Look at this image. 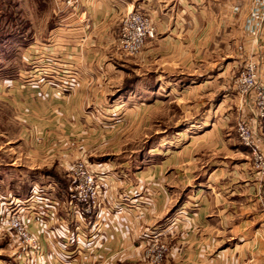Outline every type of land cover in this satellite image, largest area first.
Segmentation results:
<instances>
[{"label":"rangeland","instance_id":"rangeland-1","mask_svg":"<svg viewBox=\"0 0 264 264\" xmlns=\"http://www.w3.org/2000/svg\"><path fill=\"white\" fill-rule=\"evenodd\" d=\"M75 5L74 0H0V264L25 261L24 247L2 226L10 203L15 199L23 202L33 188L49 185L54 186L56 196L63 194L64 189L70 187L69 169L79 162L96 171L125 176L123 188L129 202L149 189L148 185L168 194L166 187L170 183L164 178L147 176L144 190V180L133 174L155 166L163 154L160 151L179 153L168 171L187 169L197 175L206 170L209 161H224L225 171L240 170L243 166L248 172H254L257 182L264 179V162L261 165L255 161L251 151L239 142L235 130L241 122L256 134L261 132V122L254 115V93L241 94L234 83L249 62L256 64L259 75L257 62L252 58L254 56L248 55V50L243 52L241 48L237 53L240 59L227 69L231 81L226 77L225 81L215 79L206 86L200 81L190 87L178 85L175 87L178 93L155 100L141 94L142 88L136 87L141 73L136 63L143 48L139 53L129 55L117 47L122 20L135 11L116 15L112 20H100L102 23L90 35L83 30L86 20L75 17L72 12ZM145 16L153 25L149 16ZM87 57L99 66L102 65L99 62L114 58L131 63L122 67L125 69L123 85L112 95L80 100L81 130H73L70 123L77 121L76 115L65 119L55 109L59 104L53 100L66 103L78 91L81 85L77 82L73 89L59 95L57 87L61 81L69 80L68 76H74L73 72L78 80L76 64L83 63ZM197 64L194 65V76L208 79L212 67ZM93 69L96 72L98 67ZM259 77L264 82V78ZM69 83L72 84L70 80ZM45 85L54 87L55 92L42 91ZM123 87H134V94H123ZM235 98L238 99L237 106ZM47 120L52 121L53 126H49ZM207 124L212 127L210 133L202 130ZM203 134L208 137L198 138ZM234 148L249 156L239 157L234 154ZM141 155L146 158L142 160ZM262 155L264 157V151ZM234 163L237 167H233ZM175 181L181 196L178 195L175 209L169 210L161 222L150 225L154 208L144 200L138 202L144 214L138 236H144L142 239L146 243L136 249L128 264H185L181 254L183 245L177 246L174 241L176 236L189 233V228H183V220L195 217L199 200L195 196L186 200L185 195L200 186L202 180L194 178L193 184L185 179ZM255 212L259 219H264V204ZM192 224V233L201 234ZM138 225L136 219L130 220L131 237ZM259 228L258 234L264 235V227ZM251 229L240 228L242 234L247 235L253 234ZM249 244L247 248L227 246L212 252L213 244L195 243L193 263L259 264L251 252L260 251L264 242H257L255 246ZM161 247L164 249L162 258L156 260L155 250Z\"/></svg>","mask_w":264,"mask_h":264},{"label":"crops","instance_id":"crops-1","mask_svg":"<svg viewBox=\"0 0 264 264\" xmlns=\"http://www.w3.org/2000/svg\"><path fill=\"white\" fill-rule=\"evenodd\" d=\"M74 2L76 5L72 12L75 17L86 20L83 30H87L90 35L102 23L100 20H112L116 15L137 10L149 16L155 27V37L146 42L136 63L141 72L138 74L136 87L142 88L139 92H143L148 98L156 100L170 97L177 92L175 87L178 85L190 87V84L200 81L206 86L215 79L225 81L226 77L230 78L227 69L234 66L235 60L240 59L237 53L242 49L243 52L248 50L249 56H254L252 58L257 62L259 75L264 78V0H74ZM90 61L87 57L83 63L75 62L79 68L77 83L81 85L78 91L76 90L66 103L53 100L59 104L55 109L60 111L65 119L76 115L77 121L70 123L73 130H81L80 120L83 113L80 109L81 101L105 98L116 92L123 85L125 77V69L122 67L131 63L115 58L110 61H98L104 66V69H100L101 66ZM202 63L213 69L208 79L194 76V65L199 66ZM94 65L98 67L96 72L93 69ZM134 87H123V94L133 93ZM44 90L49 94L55 92L54 87L47 85L42 87V91ZM237 100L235 98L236 106ZM75 101L77 103L72 104ZM52 123L51 121L48 125L53 126ZM209 125L202 129L203 132H211L212 127ZM207 135L203 134L198 138L205 139ZM238 147L236 144V148ZM236 148L234 154L239 157L248 155ZM160 152L163 154L155 166L133 174L144 180V190L147 176L164 178L170 183L169 185L167 183L166 187L168 194L166 195L162 189L160 191L151 187L153 185H148L149 189L142 191L143 194L133 200L137 208L129 209L128 203L122 202L123 198L127 197L123 188L125 176L121 173L118 176L116 172H105L98 208L94 215L87 219L89 223H84L82 230L76 229L78 220L69 212L67 206L69 188L66 187L64 193L58 196L55 194L57 192L54 186L42 188L45 190L43 197L56 204L54 215L50 221L47 220L46 230L42 229V233L34 221L29 224L30 231L38 234L41 256H26L25 261L18 264H128L136 249L146 243V240L142 239L144 236H138L139 227L144 221L143 207L138 202L144 200L149 203V207L154 208V217L149 219V224L159 223L169 210L172 212L175 209L179 200L178 195L181 196L178 182L175 180L185 179L193 184L194 178H200L202 183L192 189L190 195L186 193L185 197L187 200L195 196L199 200V206L194 218L185 217L183 220V228H189L187 229L189 233L187 231L181 236H176L174 241L177 246L183 245L181 254L185 264H194L195 243L213 244L212 252H217L227 246L247 248L246 245L249 243L255 246L257 242H264V235L258 234L259 227H264V219H259L255 212L258 206L264 204V179L260 183L257 182L254 172H248L243 166L240 170L235 168L233 171H225L224 161H209L210 165L206 170L203 169L201 174L197 175L189 173L187 169L181 172L168 171L179 153ZM139 157L143 160L146 155ZM233 165L237 167L236 163ZM211 167L213 168L210 169ZM150 192L155 193L149 195ZM44 204L42 209L47 208L46 202ZM118 204H121L120 208L117 207ZM132 219H136L140 225L131 237L129 226ZM191 224L201 234L194 235L190 230ZM243 227L253 228L251 229L253 234H242L240 228ZM251 255L256 259L255 262L264 264V247L260 251L251 252Z\"/></svg>","mask_w":264,"mask_h":264},{"label":"built area","instance_id":"built-area-1","mask_svg":"<svg viewBox=\"0 0 264 264\" xmlns=\"http://www.w3.org/2000/svg\"><path fill=\"white\" fill-rule=\"evenodd\" d=\"M154 37L155 29L149 19L140 12H130L121 22L117 38V47L126 54L134 55L139 53L146 42L152 40ZM73 75L72 77H67L72 84L69 83V80L60 82L59 87H57L58 95L70 88L73 89L75 87L73 84L79 82L75 72H73ZM234 83L241 94L254 93V115L261 122L260 134H256L241 122L236 125L235 130L242 146L251 151L252 156L258 164L263 165L264 82L260 81V77L256 72V64L254 62L247 63L244 69L238 74ZM104 173V171L90 169L81 162L76 163L69 169L68 180L70 187H68L67 206L70 210L69 212L78 220L77 230H82L85 222L87 224L89 223L87 219L92 217L98 208L104 186ZM43 195V189L33 188L23 202L15 199L10 203V208H7L5 211L2 226L14 234L15 238L24 247L25 257L33 255L41 256L38 234L30 231L29 224L34 221L42 233V229L46 230L47 220L50 221L54 215L56 204L47 201ZM45 202L47 208L42 209L41 207L45 205ZM122 202H127L129 209L137 208L136 203L134 201L129 202L127 197L123 198ZM117 207L120 208L121 204H118ZM163 250L162 247L155 250L156 260L162 258Z\"/></svg>","mask_w":264,"mask_h":264}]
</instances>
